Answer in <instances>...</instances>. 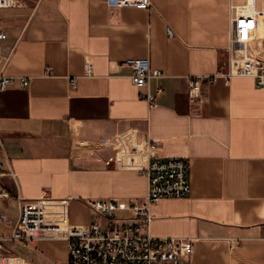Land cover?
Listing matches in <instances>:
<instances>
[{
  "label": "crops",
  "instance_id": "1",
  "mask_svg": "<svg viewBox=\"0 0 264 264\" xmlns=\"http://www.w3.org/2000/svg\"><path fill=\"white\" fill-rule=\"evenodd\" d=\"M248 2L114 9L106 0H23L3 9L0 75L15 82L0 90V172L11 193L0 198V232L13 233L20 198L45 191L52 223L97 220L95 199L144 206L145 166L179 157L190 162L191 193L152 205L150 234L192 240L193 264H264V90L251 77L219 76L204 85L199 110L189 100L190 79L215 76L229 60L235 18ZM252 10V49L264 57V0ZM139 58L163 72L150 81L151 91L164 89L154 106L126 64ZM2 245L7 264L69 262L65 238Z\"/></svg>",
  "mask_w": 264,
  "mask_h": 264
},
{
  "label": "built area",
  "instance_id": "2",
  "mask_svg": "<svg viewBox=\"0 0 264 264\" xmlns=\"http://www.w3.org/2000/svg\"><path fill=\"white\" fill-rule=\"evenodd\" d=\"M110 8L134 7L150 9L152 0H106ZM23 0H0V62L8 59L3 42L8 34L2 25L1 11L17 7ZM254 0L237 13L233 44L229 48V60L217 75L190 79L189 100L195 110L204 103L203 87L212 84L219 76L254 78L258 88L264 90V57L252 49L257 26L252 10ZM126 64L132 69V81L139 88H147L142 94L151 106L156 105L164 89H150V81L163 76L160 69L153 68L147 58L129 59ZM90 66L88 73H91ZM21 86L29 85V78L20 79ZM15 78L0 75V90L7 89ZM76 87V79H72ZM150 144L149 147H153ZM5 151L0 137V156ZM1 166V163H0ZM190 162L184 158L152 159L144 168L149 179V195L146 205L121 198L95 199L92 203L98 219L87 225L52 223L48 221L47 206L52 200L45 191L37 199L20 198V215L10 236L0 232V264L11 263L3 257V240L30 244L39 238H65L69 244L68 264H193L194 243L186 238L155 237L150 234L153 219L151 206L166 198H185L191 193ZM4 174L0 172V198L11 196L3 184ZM0 213V222L5 221ZM146 231V232H145ZM145 232V233H144ZM8 263V264H9Z\"/></svg>",
  "mask_w": 264,
  "mask_h": 264
}]
</instances>
